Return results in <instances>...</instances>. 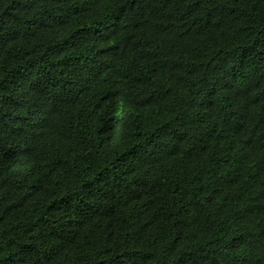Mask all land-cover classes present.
<instances>
[{
    "label": "trees",
    "instance_id": "1",
    "mask_svg": "<svg viewBox=\"0 0 264 264\" xmlns=\"http://www.w3.org/2000/svg\"><path fill=\"white\" fill-rule=\"evenodd\" d=\"M0 264H264V0H0Z\"/></svg>",
    "mask_w": 264,
    "mask_h": 264
}]
</instances>
